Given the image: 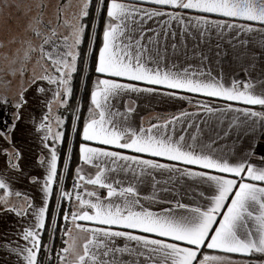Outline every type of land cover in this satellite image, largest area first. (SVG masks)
<instances>
[{"label":"snow or ice","instance_id":"6c2138e0","mask_svg":"<svg viewBox=\"0 0 264 264\" xmlns=\"http://www.w3.org/2000/svg\"><path fill=\"white\" fill-rule=\"evenodd\" d=\"M0 264H264V0H0Z\"/></svg>","mask_w":264,"mask_h":264},{"label":"crops","instance_id":"0c3cea01","mask_svg":"<svg viewBox=\"0 0 264 264\" xmlns=\"http://www.w3.org/2000/svg\"><path fill=\"white\" fill-rule=\"evenodd\" d=\"M222 66L224 68V72H225L226 76L232 75L233 70L235 71L237 78H244V76H245V73L241 72L239 67L236 66L235 62L232 60L231 55L222 61ZM258 75H259L258 69H257V71H254L251 73L253 81H255L258 78ZM138 103L140 104V107L138 108L137 120H139V117H144L145 120H147V117L150 115H154L157 112H162V111L168 110L164 106L150 107L149 102L146 100H141Z\"/></svg>","mask_w":264,"mask_h":264},{"label":"trees","instance_id":"16d2710c","mask_svg":"<svg viewBox=\"0 0 264 264\" xmlns=\"http://www.w3.org/2000/svg\"><path fill=\"white\" fill-rule=\"evenodd\" d=\"M59 243V241H57Z\"/></svg>","mask_w":264,"mask_h":264}]
</instances>
